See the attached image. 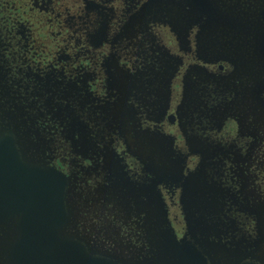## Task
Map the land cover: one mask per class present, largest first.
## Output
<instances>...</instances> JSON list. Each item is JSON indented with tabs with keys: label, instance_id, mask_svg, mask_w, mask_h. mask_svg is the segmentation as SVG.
<instances>
[{
	"label": "flooded vegetation",
	"instance_id": "1",
	"mask_svg": "<svg viewBox=\"0 0 264 264\" xmlns=\"http://www.w3.org/2000/svg\"><path fill=\"white\" fill-rule=\"evenodd\" d=\"M213 8L214 0H0V82L16 97L13 107L38 101L29 105L39 109L40 136L24 145L27 159L72 176L81 197L105 196L117 172L141 191L131 198L150 201V189L157 201L139 223L107 225L108 235L116 231L145 255L132 264H213L207 245L223 241L244 251L242 264L256 261L260 224L237 204L254 193L264 203V132L256 130L254 95L228 86L232 64L203 55L209 24L225 23ZM242 97L249 102L240 112ZM145 131L167 139L171 166L155 167L134 148L136 138H150ZM157 146L153 156L163 158ZM206 187L218 191L216 200Z\"/></svg>",
	"mask_w": 264,
	"mask_h": 264
},
{
	"label": "rangeland",
	"instance_id": "2",
	"mask_svg": "<svg viewBox=\"0 0 264 264\" xmlns=\"http://www.w3.org/2000/svg\"><path fill=\"white\" fill-rule=\"evenodd\" d=\"M215 9H218V12L222 16V20H224L225 23L221 26L222 22L219 20L220 26H217L215 21H212L211 24H209V32L204 39L207 45H209H206V49L204 48L203 55H209L232 64L235 70L233 78L235 83L229 84L228 86L239 88L240 90H236L238 91L239 96L247 91V93H251L250 96L254 95L252 106H254L253 116L257 123L256 130L258 131V134L260 131L263 133L264 55L262 50H264V0H214L213 10ZM185 12L186 10L182 15H184ZM175 16H178V11ZM186 17L188 18V16ZM159 71L161 75H167L169 71L168 65H165ZM205 78L209 79L208 76ZM162 80L163 79H158L156 81L155 79L154 85L164 87ZM203 83H205V80H203ZM0 84V87H6L3 81H1ZM245 88H247V90H245ZM156 98L157 104H159V102L162 101V96L157 95ZM15 99L16 97L14 96L13 98L11 93H8L7 95L6 92L1 91L0 89V105L14 102ZM191 99L192 101L194 100V94ZM16 101L15 108L12 109L11 107H8V110L4 112L7 117H3L0 110V120L3 119L7 123H10V121L13 120L10 125L16 129L18 133L15 135L16 139L20 144L21 150L25 151L28 147H24V145L27 144L29 147L34 146L35 143L32 138H38L40 136V130L38 128L39 109L38 107L29 105L30 103H38V101L29 102L24 100V98H21L20 100L17 99ZM248 102L249 101L244 100V98L241 102L239 99L237 103H240L241 105H236L235 107H238V110L241 112L240 108L247 109ZM160 111L162 112L161 106ZM253 132L254 130H252V133ZM144 134L148 135L150 138H141L139 140L136 138L139 142V146H134L135 149L140 151L144 160L146 161L148 157L155 167L171 166L168 163V155L170 154L167 152L169 151L167 139L156 138V133H149L147 131H145ZM129 141L131 142V139H129ZM157 144H159L160 151L167 153L163 158H157L156 155L153 156L154 150H157ZM154 145L156 148L153 147ZM213 160H215V158H213ZM109 166L112 168L111 161L109 162ZM175 166L179 165L175 163ZM48 168L49 167H47V169ZM165 171L166 170H162L160 172ZM115 173L114 182L108 187L107 194L99 197L96 193L93 195L92 192L90 193L88 191H86L87 193L81 197L78 195V192H76V189L74 190L72 176H66L69 180L66 202L69 212L68 217L71 221L70 226L72 228L69 226L67 231V226H65L61 238H71L70 236H72L73 239H75L76 236V238L82 240L86 239V242L89 243L88 246H91L92 244L90 250L92 254L119 264H132L135 260L137 261L138 259L144 258L145 255H141L139 258L137 253L130 251L127 248V242L123 241L119 233L118 237L116 231L115 235H108L109 228L107 225L113 222L114 219L122 221L124 218L128 221L133 220L139 223L140 220L145 216L147 218L150 212L153 211L152 203H157V201H154V199L150 197V189H144L146 198L150 201H137V196H132V199L130 195H134L137 192L141 193V191L134 189L130 184L128 185L126 181L121 179L117 172ZM200 183H202V181H200ZM223 187L224 186L219 188L220 193ZM243 188L244 190H248L249 186H243L242 189ZM194 191L195 189H192L190 195ZM201 191L208 195V198L217 199L214 195L218 196V191L215 194L216 189H213V187H206L205 190ZM260 198L261 197L257 193L246 194L242 197L243 200L240 199L238 201L240 204H237L240 205L238 208L242 212H246L247 214L255 213L257 223L260 224V231L259 234L257 233L258 237L255 241L256 243L252 241L254 245L252 249L255 248L252 253V260H256L252 264H264V203L260 201ZM22 216L23 215H17L13 217L8 221L10 223H0V264H15V262L12 261V257L10 258V253L12 246H14L19 238L18 231H15V228L22 220ZM155 217L157 218L156 220L160 218L161 229L166 231L167 217L164 214L162 207L156 212L155 206L154 218ZM104 218L105 220L103 221L102 219ZM95 220H97L98 224L96 225H99V227L93 225L90 228H85ZM153 221H155V219ZM81 225L85 227L82 228L81 232H78V226ZM86 234H90V236L88 237ZM106 239L107 242L105 241ZM220 244H218V247L217 245H207L209 248L207 253L213 264H242L245 261L242 260V256L240 255L241 253H244L242 249L231 247L232 245L226 244L225 241H223L222 245ZM234 245L235 243L233 242V246ZM146 261L151 264H154L155 262V260ZM160 261L161 259L156 263H159Z\"/></svg>",
	"mask_w": 264,
	"mask_h": 264
},
{
	"label": "water",
	"instance_id": "3",
	"mask_svg": "<svg viewBox=\"0 0 264 264\" xmlns=\"http://www.w3.org/2000/svg\"><path fill=\"white\" fill-rule=\"evenodd\" d=\"M0 89L8 95V88ZM12 103L0 105L3 117H7L4 112L8 107L15 108ZM10 123L0 120V223H10L13 217L23 215L20 223L15 224L19 238L11 249L12 261L15 264H119L92 254L81 240L72 236L61 238L62 230L69 224L66 202L69 180L57 170L39 168L27 159L16 139L18 133Z\"/></svg>",
	"mask_w": 264,
	"mask_h": 264
}]
</instances>
